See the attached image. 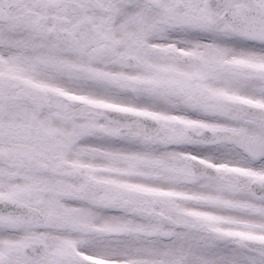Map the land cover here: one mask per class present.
Here are the masks:
<instances>
[{
  "label": "snow or ice",
  "instance_id": "6c2138e0",
  "mask_svg": "<svg viewBox=\"0 0 264 264\" xmlns=\"http://www.w3.org/2000/svg\"><path fill=\"white\" fill-rule=\"evenodd\" d=\"M0 264H264V0H0Z\"/></svg>",
  "mask_w": 264,
  "mask_h": 264
}]
</instances>
